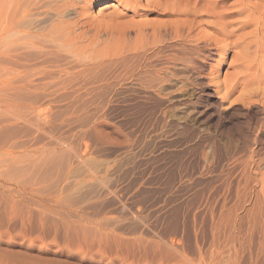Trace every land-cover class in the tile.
Here are the masks:
<instances>
[{
	"label": "rangeland",
	"instance_id": "obj_1",
	"mask_svg": "<svg viewBox=\"0 0 264 264\" xmlns=\"http://www.w3.org/2000/svg\"><path fill=\"white\" fill-rule=\"evenodd\" d=\"M111 2L77 0L64 20L94 27ZM126 9L118 5L117 20H130ZM232 55L162 90L110 70L98 81L113 87L41 94L47 134L28 129L54 151L28 152L22 133L0 143V264H264V217L245 215L249 201L239 212L229 186L239 134L262 114L239 89L214 92L236 70ZM2 95L0 118L22 126L24 107Z\"/></svg>",
	"mask_w": 264,
	"mask_h": 264
},
{
	"label": "bare ground",
	"instance_id": "obj_2",
	"mask_svg": "<svg viewBox=\"0 0 264 264\" xmlns=\"http://www.w3.org/2000/svg\"><path fill=\"white\" fill-rule=\"evenodd\" d=\"M76 1L0 0V93L11 94L24 107L19 109L23 110L18 119L22 126L0 118V143L22 133L27 138L19 143L28 152L54 151V146L40 144L41 136L36 135L39 131L47 134L39 120L41 94L113 87L98 81L110 70L138 77L142 87L162 90L175 86L170 78H190L204 64L210 65L215 55L221 62L232 52L236 70L214 92L221 93L223 86L219 94L223 99L239 89V98L256 103L262 116L246 126L231 151L239 172L236 181L228 183L235 190L231 203L235 208L239 205L238 209L245 201L252 202L251 209L242 207L245 215L264 217V0H146L144 4L142 0H113L117 4L105 6L110 13L94 27L79 18L64 20L70 8L77 11ZM118 5L131 12L130 20H117L121 17ZM49 10L54 17L46 22ZM153 12L165 19L133 20ZM81 42L87 43L78 50ZM73 74L87 77L72 82ZM9 107L5 110L10 111ZM231 211L235 216L237 212Z\"/></svg>",
	"mask_w": 264,
	"mask_h": 264
}]
</instances>
